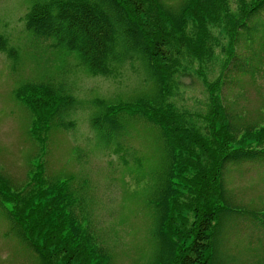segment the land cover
Here are the masks:
<instances>
[{
    "label": "rangeland",
    "instance_id": "obj_1",
    "mask_svg": "<svg viewBox=\"0 0 264 264\" xmlns=\"http://www.w3.org/2000/svg\"><path fill=\"white\" fill-rule=\"evenodd\" d=\"M161 1L177 9L184 0ZM230 3L234 10V1ZM248 24L253 26L251 38L239 31L234 57L226 69L221 71L218 62L224 56L221 48L227 44V35L218 36L220 45L214 47L218 61L202 69L209 81L221 75V105L238 128L264 125V10ZM1 37L0 190L24 188L30 172L42 162L46 180L68 181L75 205L88 213L100 244L113 256L112 264H150L156 248L153 200L167 176L169 149L160 128L143 116L108 111L120 103L155 95L157 87L145 64L135 58L118 65L128 61L135 65L139 82L132 91L117 90L112 74L82 76L77 94L86 97L89 89L100 94L92 104L101 113L97 124L102 131L93 146H86L80 138L88 132L84 114H77L80 125L75 133L62 116L72 103L69 93L74 77L89 72L78 53L56 45L53 38L36 37L27 28L17 37ZM234 64L240 69H233ZM192 65L191 70L178 74L171 100L177 111L195 114L201 124V114L209 109L202 81L205 76L194 72L200 70L195 61ZM25 84L52 88L53 94L47 95L52 111L55 104H64L50 115L45 129L33 121L32 112L21 102ZM59 86L71 102L63 103L56 97ZM106 112L112 115L109 121L104 119ZM110 121L114 123L110 125ZM34 124L37 136L31 131ZM222 181V202L239 211L224 212L218 220L213 238L215 262L264 264V152L250 159L227 160ZM10 208L11 202L0 201V264H41L10 218Z\"/></svg>",
    "mask_w": 264,
    "mask_h": 264
},
{
    "label": "trees",
    "instance_id": "obj_2",
    "mask_svg": "<svg viewBox=\"0 0 264 264\" xmlns=\"http://www.w3.org/2000/svg\"><path fill=\"white\" fill-rule=\"evenodd\" d=\"M233 1L234 10L230 0H184L177 9L161 0H39L28 17L29 31L78 53L92 75L109 76L112 68L137 58L155 82L151 99L138 98L108 109L116 115L139 114L157 125L169 149L167 176L153 200L156 248L150 264H217L213 238L218 220L224 212L239 211L222 202L223 165L229 159H250L264 152V125L236 127L221 105V75L209 81L202 72L217 60L214 47L223 35L227 44L218 63L221 71L226 69L239 31L250 37L249 20L264 10V0ZM193 61L201 70L194 72L205 76L209 104L201 124L195 114L177 111L171 100L178 74L191 70ZM236 68L240 66L234 64ZM51 89L47 84H25L20 98L43 129L50 115L64 105L55 104L52 111L47 104ZM56 89L57 98L71 102L62 87ZM33 94L36 97H29ZM111 116L106 112L104 119ZM31 131L37 136L35 124ZM30 175L24 188L0 190V201L11 202L10 218L40 263L112 264L113 256L100 244L88 213L75 205L68 181L46 180L42 162ZM253 216L256 219V213Z\"/></svg>",
    "mask_w": 264,
    "mask_h": 264
},
{
    "label": "clouds",
    "instance_id": "obj_3",
    "mask_svg": "<svg viewBox=\"0 0 264 264\" xmlns=\"http://www.w3.org/2000/svg\"><path fill=\"white\" fill-rule=\"evenodd\" d=\"M37 2L39 0H0V36L14 38L25 31L28 17ZM111 72V78L117 85V90L132 91L139 82L138 71L132 61L112 68ZM89 75L92 73L85 72L74 77L73 90L69 93L72 103L65 108L62 116L64 122L71 126L69 130L75 133L80 125V121L76 118L77 114L83 113L88 132L80 138L86 146H93L98 141L102 130L96 123L101 113L92 104V100L98 98L100 94L97 89H89L86 97L77 94L81 91L79 85L82 82V76Z\"/></svg>",
    "mask_w": 264,
    "mask_h": 264
}]
</instances>
